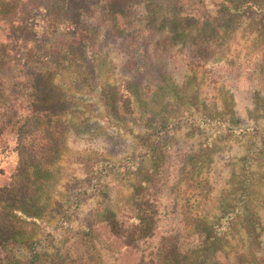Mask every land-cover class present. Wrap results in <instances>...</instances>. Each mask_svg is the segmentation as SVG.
<instances>
[{
  "label": "trees",
  "instance_id": "16d2710c",
  "mask_svg": "<svg viewBox=\"0 0 264 264\" xmlns=\"http://www.w3.org/2000/svg\"><path fill=\"white\" fill-rule=\"evenodd\" d=\"M154 1L0 0V264H121L124 259L131 264H264V207L254 208L257 187L251 186L252 163L264 160V126L235 127L201 93L206 67L228 57L238 34L259 43L245 65L248 81L257 82L264 56V0H167L162 8ZM154 43L161 55L185 51L181 85L164 73L150 96L133 81L109 84L110 45L121 48L124 65L135 67ZM210 83L220 101V77ZM98 88L95 105L104 118L120 131L127 121L144 124L140 131L126 130L136 132L131 136L150 154L134 153L122 171L104 159L105 176L89 158V172L77 181L81 188L59 189L62 155L53 144L64 143V123L76 131L95 123V109L79 96ZM211 127L248 139L238 174L240 195L235 189L221 192L223 197L214 194L208 173H202L203 159L211 156L208 148L185 137L166 140L181 129ZM118 173L124 178L112 200L104 183ZM88 197L97 200L96 207L82 230H73L75 210ZM221 201L226 209L215 216ZM238 237L245 242L232 245ZM42 243L52 247L49 262L38 247ZM207 250L212 252L205 259ZM231 254L240 256L236 260Z\"/></svg>",
  "mask_w": 264,
  "mask_h": 264
},
{
  "label": "rangeland",
  "instance_id": "374dc122",
  "mask_svg": "<svg viewBox=\"0 0 264 264\" xmlns=\"http://www.w3.org/2000/svg\"><path fill=\"white\" fill-rule=\"evenodd\" d=\"M154 2L158 4V8L167 7V4H163L166 3L167 0H155ZM135 9L136 10H133L136 13L138 12V14H141V9L136 7ZM38 21L43 23L44 18L42 14L39 15ZM252 39L253 38L243 39L240 37V34H238L232 44L230 43V51L227 54L228 57L222 58L218 64H209L206 67V75L202 77L205 84V86H203L204 84L201 86V93H203L204 101L207 103L209 101H215L218 105L217 109L222 112L223 115L229 116L235 127L253 128L264 126V56L259 57L260 68H258L255 73L257 82H252L254 77L248 81L249 72L245 70V65H247L246 60L254 54L252 53L251 56H249L248 53L252 52L254 45L259 44L252 43ZM57 42H59V40ZM106 51L109 53V59L112 60V75L109 78L110 85L119 86L122 82L133 81L137 84L138 88L142 90V93L150 96L153 91L156 90L157 79H159L161 73L167 75L175 84H182L184 74L182 56L185 54L183 49L180 51L171 49L166 52V55H161V51L159 48L156 49L154 43V45H150L142 51L146 59H143L142 62H138L135 67H129L126 63L124 65V56L119 46L112 44ZM231 62H233V64ZM228 63L232 64L230 68L227 66ZM236 68H240V72L236 70ZM216 76L220 77L219 87L221 86L223 90L220 95V101L217 99V95L220 94V92H216V89H213L214 86H211L210 83L212 78ZM98 93L99 88L94 92H88L87 95L79 96V98L84 100V103L92 107V111L95 109V112L91 114L93 115L92 119H94L95 123L89 126L90 129L76 131L71 123H64L60 135V137H64V143L60 145L56 143L53 144L62 155L60 161V167H62V169L59 171V183H57L59 189L65 185H70L71 187L78 186L81 188V184H78L77 181L85 179V173L89 172L85 166V164H87L86 160L89 158H94L92 162L95 161L99 163V172L102 176H105L109 173V171L103 169V162L107 159L116 162V164L119 165L118 167H120L119 171H122L123 165L127 163L125 162L127 158L134 153H136V156L150 154L147 149L141 150L136 139L131 136L137 135L136 132L133 131V134H130L127 132L128 130H126L128 126L132 127L135 131H140L143 129L144 124L139 125L127 121L121 126L124 128L120 131V127H118L115 122H112V120L107 121V118H104L105 115L102 108L99 107L98 104L95 105ZM204 101H202V103L205 105ZM95 127L96 129L94 130ZM214 128L215 127L202 129V132L181 129L177 133L173 132L174 135L170 133L166 137V140L169 143H176L177 138L185 137L188 142L193 140L198 147L208 148L211 156H209L207 161L203 159L202 173H208L206 174L214 188V194L223 197L221 192L234 189L238 190L241 186L240 181L242 178L238 174L242 159L245 156V145L248 139L246 141L225 131H216ZM258 140L257 138L256 141ZM251 167L256 171V174L251 180L253 183L251 184L252 188L257 187L253 190L252 201L254 208L258 206L264 207V160L262 163L254 161ZM120 178H124L122 173H118L114 176L111 174V177H108L106 183H104V187L108 189L107 195L112 200L115 197L114 188L118 184H121L119 181ZM3 182L4 179L0 178V185ZM84 190H90V188L86 187ZM238 192L240 195L241 190H238ZM239 195L236 196V200L232 201V205L237 203ZM96 201L97 200L92 197H88L87 200H81L75 210V212H77L75 213L76 218L71 221L73 230H82V225L86 217L96 207ZM219 206L220 208L214 211L215 216L222 214L226 209L222 201L219 203ZM258 212L260 211L258 210ZM261 212L264 213L263 211ZM120 219L126 220V217L123 216ZM61 235L62 233L59 232L55 234L56 241H60L62 238ZM261 238L264 242V232ZM240 240L245 242V239L238 237L237 239H232L231 244L238 245ZM44 244L48 245L47 243H42L38 247H43V260L49 262L51 260L49 255L52 251V247L48 245L50 247L49 250ZM193 249H195V246H193ZM197 250L201 252L200 248ZM202 252L203 254L201 257L207 259L212 251L207 250ZM258 254L260 255V253ZM239 256L240 254H231V257H234L236 260ZM121 264H131V260H121Z\"/></svg>",
  "mask_w": 264,
  "mask_h": 264
}]
</instances>
